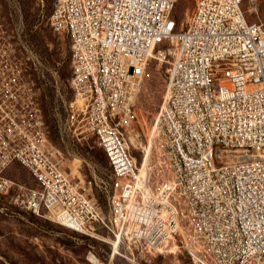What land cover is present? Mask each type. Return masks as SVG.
<instances>
[{
  "label": "built area",
  "instance_id": "2783aa9c",
  "mask_svg": "<svg viewBox=\"0 0 264 264\" xmlns=\"http://www.w3.org/2000/svg\"><path fill=\"white\" fill-rule=\"evenodd\" d=\"M177 1L53 0L48 22L70 50L65 124L108 157L106 210L49 139L27 65L15 49L0 57V199L147 253L175 244L195 264H264V0H193L182 25ZM153 60L167 63L166 90L146 143ZM14 162L37 186L6 173Z\"/></svg>",
  "mask_w": 264,
  "mask_h": 264
},
{
  "label": "rangeland",
  "instance_id": "374dc122",
  "mask_svg": "<svg viewBox=\"0 0 264 264\" xmlns=\"http://www.w3.org/2000/svg\"><path fill=\"white\" fill-rule=\"evenodd\" d=\"M50 10L51 0H0V57H12L11 51L15 49L27 65L36 83L49 139L64 152L67 171L77 181L79 176L85 179L87 189L92 182L93 193L101 196L106 210L107 196L103 190L110 168L103 151L93 137L77 139L65 124L67 107L74 97L70 86L71 67L70 63L66 67L67 80L61 78L58 68L68 58L69 40L51 28ZM192 10L193 0L177 1L174 15L180 25L187 23ZM166 66L167 63L158 66L153 60L140 92L139 131L146 143L166 90ZM131 147L141 161L142 150ZM6 173L27 186H37L30 171L17 162L12 163ZM99 233L108 241L0 199V264H195L188 252L178 245L174 250L175 244L169 246L168 251L147 253L128 241L119 242V253L111 259L112 242L119 238L103 228Z\"/></svg>",
  "mask_w": 264,
  "mask_h": 264
},
{
  "label": "trees",
  "instance_id": "16d2710c",
  "mask_svg": "<svg viewBox=\"0 0 264 264\" xmlns=\"http://www.w3.org/2000/svg\"><path fill=\"white\" fill-rule=\"evenodd\" d=\"M52 3H53V0H51V10H52ZM51 10H50V13H51ZM70 63V50H69V55H68V58L64 59L63 60V64H62V67H59V72H60V76L63 80H67L69 78V74L68 72L66 71V67L67 65ZM47 95V94H46ZM102 151H103V154H104V157H105V161L107 163V166H109V161H108V157L105 153V151L100 148ZM110 168V166H109ZM98 199L100 200V202L102 201V198L100 195H97Z\"/></svg>",
  "mask_w": 264,
  "mask_h": 264
},
{
  "label": "bare ground",
  "instance_id": "6f19581e",
  "mask_svg": "<svg viewBox=\"0 0 264 264\" xmlns=\"http://www.w3.org/2000/svg\"><path fill=\"white\" fill-rule=\"evenodd\" d=\"M151 142H152V138H151ZM144 171H145V167L143 166V167L141 168V172H144ZM119 242H120L119 239L114 240V241L112 242V253H111V259H113V258L116 256V254L119 253ZM176 247H177V245H173V246H172L173 250H174ZM173 250H172V251H173ZM111 262H112V260H111Z\"/></svg>",
  "mask_w": 264,
  "mask_h": 264
}]
</instances>
